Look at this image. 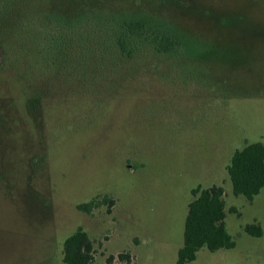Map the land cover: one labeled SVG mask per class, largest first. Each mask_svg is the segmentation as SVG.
<instances>
[{"label": "rangeland", "instance_id": "374dc122", "mask_svg": "<svg viewBox=\"0 0 264 264\" xmlns=\"http://www.w3.org/2000/svg\"><path fill=\"white\" fill-rule=\"evenodd\" d=\"M157 20L183 46L115 43ZM264 142V0H0V264H176L191 190L223 187L234 247L188 264H264V186L235 195L227 165ZM115 199L86 214L77 205ZM257 224L262 234L244 230Z\"/></svg>", "mask_w": 264, "mask_h": 264}, {"label": "trees", "instance_id": "16d2710c", "mask_svg": "<svg viewBox=\"0 0 264 264\" xmlns=\"http://www.w3.org/2000/svg\"><path fill=\"white\" fill-rule=\"evenodd\" d=\"M115 43L118 51L130 55L134 45H153L159 53H171L183 46L182 36L170 30L157 20L146 17H132L118 23L115 29ZM235 195H243L252 201L264 186V142L256 141L236 149L226 167ZM224 190L220 185L197 186L191 190L192 199L187 206L184 221L183 241L177 251L176 264H188L196 258L198 250L209 251L230 249L234 240L225 226ZM115 199L104 194L77 205V209L90 214L96 208L113 207ZM246 233L252 236L262 234L257 224H247ZM94 241L81 227L63 241L62 260L65 264H90L93 261ZM118 264H130L129 255L120 253ZM112 256L106 262L112 264Z\"/></svg>", "mask_w": 264, "mask_h": 264}]
</instances>
